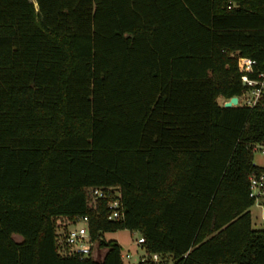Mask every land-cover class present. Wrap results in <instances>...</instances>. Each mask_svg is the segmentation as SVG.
<instances>
[{"label":"trees","instance_id":"trees-1","mask_svg":"<svg viewBox=\"0 0 264 264\" xmlns=\"http://www.w3.org/2000/svg\"><path fill=\"white\" fill-rule=\"evenodd\" d=\"M243 57L264 70V0H0V264H124L121 229L174 264H264V105L219 101ZM89 185L120 186L124 219ZM83 215L99 260L60 251Z\"/></svg>","mask_w":264,"mask_h":264},{"label":"built area","instance_id":"built-area-1","mask_svg":"<svg viewBox=\"0 0 264 264\" xmlns=\"http://www.w3.org/2000/svg\"><path fill=\"white\" fill-rule=\"evenodd\" d=\"M257 62L253 58L243 57L239 60V69L241 71V80L243 90L238 97V103L233 106H249L253 107L258 104L264 105V70H256ZM251 74H255L252 76ZM231 97L223 99V104ZM258 145H254L255 150ZM263 146V145H261ZM264 149V146L263 148ZM250 192L249 195L254 199L255 203L262 206L264 200V173L260 175H251L249 177ZM86 197L90 200H103L107 208L108 220H123L125 211L122 203V190L120 186L115 185H89L85 187ZM61 223V222H60ZM264 223V218H263ZM65 224V223H64ZM89 218L87 215L78 216L72 221H68V226L63 234L59 236L57 232L60 251L63 254H77L80 258H86L93 255V249L97 246L89 233ZM66 225V224H65ZM137 246H141L143 252L136 251L138 255V263L144 264H174L173 258L167 254L160 252H150L144 247L145 238L139 234L134 240ZM124 259L131 258V253L123 254Z\"/></svg>","mask_w":264,"mask_h":264},{"label":"rangeland","instance_id":"rangeland-1","mask_svg":"<svg viewBox=\"0 0 264 264\" xmlns=\"http://www.w3.org/2000/svg\"><path fill=\"white\" fill-rule=\"evenodd\" d=\"M219 101L222 102L223 98L220 97ZM263 146L258 145L257 148L254 150V163L264 166V149H262ZM262 206H259L258 203H254L250 207L251 212V220H252V226L254 228H264L263 218H264V200H262ZM61 222V223H60ZM66 225H65V224ZM57 227L56 231L59 232V236H63L67 226H68V220L65 218H58L57 219ZM138 231H131L129 229H121L117 231H109L104 233V238L106 240H116L122 247L123 254H126L127 252L131 253V258H125L124 257V264H137L138 262V255L136 251H139L140 253L143 252V249L141 246H137L134 242L135 238L139 236ZM17 240H20V237H16ZM95 256L96 259H101L104 253V249L95 246Z\"/></svg>","mask_w":264,"mask_h":264},{"label":"water","instance_id":"water-1","mask_svg":"<svg viewBox=\"0 0 264 264\" xmlns=\"http://www.w3.org/2000/svg\"><path fill=\"white\" fill-rule=\"evenodd\" d=\"M238 103V97L232 96L228 101L224 102L225 107H232L233 105H236Z\"/></svg>","mask_w":264,"mask_h":264},{"label":"crops","instance_id":"crops-1","mask_svg":"<svg viewBox=\"0 0 264 264\" xmlns=\"http://www.w3.org/2000/svg\"><path fill=\"white\" fill-rule=\"evenodd\" d=\"M92 253H93V256H95V253H96L95 248L93 249V252H92ZM95 258H96V257H95Z\"/></svg>","mask_w":264,"mask_h":264}]
</instances>
